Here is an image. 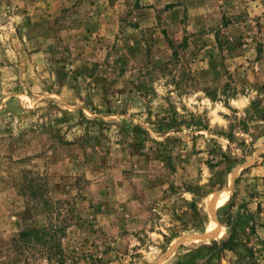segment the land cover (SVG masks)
<instances>
[{
    "label": "rangeland",
    "instance_id": "374dc122",
    "mask_svg": "<svg viewBox=\"0 0 264 264\" xmlns=\"http://www.w3.org/2000/svg\"><path fill=\"white\" fill-rule=\"evenodd\" d=\"M0 264H264V0H0Z\"/></svg>",
    "mask_w": 264,
    "mask_h": 264
},
{
    "label": "trees",
    "instance_id": "16d2710c",
    "mask_svg": "<svg viewBox=\"0 0 264 264\" xmlns=\"http://www.w3.org/2000/svg\"><path fill=\"white\" fill-rule=\"evenodd\" d=\"M32 231H23L22 235L23 236H26V235H29Z\"/></svg>",
    "mask_w": 264,
    "mask_h": 264
}]
</instances>
